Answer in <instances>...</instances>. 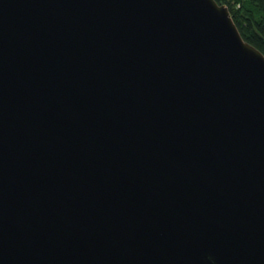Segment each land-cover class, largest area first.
Wrapping results in <instances>:
<instances>
[{"label":"water","instance_id":"water-1","mask_svg":"<svg viewBox=\"0 0 264 264\" xmlns=\"http://www.w3.org/2000/svg\"><path fill=\"white\" fill-rule=\"evenodd\" d=\"M0 264H264V53L216 0H0Z\"/></svg>","mask_w":264,"mask_h":264},{"label":"trees","instance_id":"trees-1","mask_svg":"<svg viewBox=\"0 0 264 264\" xmlns=\"http://www.w3.org/2000/svg\"><path fill=\"white\" fill-rule=\"evenodd\" d=\"M226 5L243 38L264 53V0H216Z\"/></svg>","mask_w":264,"mask_h":264}]
</instances>
